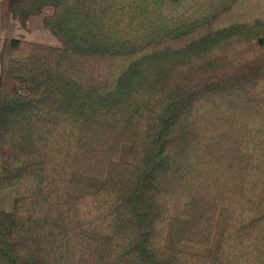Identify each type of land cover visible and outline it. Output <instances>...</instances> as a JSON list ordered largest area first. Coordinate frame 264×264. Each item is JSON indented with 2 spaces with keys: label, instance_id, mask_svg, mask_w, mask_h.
Returning <instances> with one entry per match:
<instances>
[{
  "label": "trees",
  "instance_id": "1",
  "mask_svg": "<svg viewBox=\"0 0 264 264\" xmlns=\"http://www.w3.org/2000/svg\"><path fill=\"white\" fill-rule=\"evenodd\" d=\"M47 7L62 46L0 39V264H264V0Z\"/></svg>",
  "mask_w": 264,
  "mask_h": 264
},
{
  "label": "rangeland",
  "instance_id": "2",
  "mask_svg": "<svg viewBox=\"0 0 264 264\" xmlns=\"http://www.w3.org/2000/svg\"><path fill=\"white\" fill-rule=\"evenodd\" d=\"M50 12L51 8L47 7L41 14L30 17L26 28L20 27V25L12 19V25L6 29L5 35H3L1 38L23 36L26 40L48 44L56 47L62 46L61 42L42 24L43 16L49 14ZM11 203L12 192L9 190L0 191V209L9 210L11 207ZM176 247L210 256L214 254L216 246H214L213 244L212 246L206 248L193 246L190 247L188 245H182V243H179L178 245H176Z\"/></svg>",
  "mask_w": 264,
  "mask_h": 264
},
{
  "label": "crops",
  "instance_id": "3",
  "mask_svg": "<svg viewBox=\"0 0 264 264\" xmlns=\"http://www.w3.org/2000/svg\"><path fill=\"white\" fill-rule=\"evenodd\" d=\"M8 1L9 0H0V39L5 35L6 29L12 25Z\"/></svg>",
  "mask_w": 264,
  "mask_h": 264
}]
</instances>
